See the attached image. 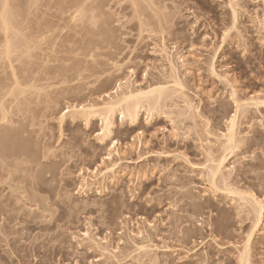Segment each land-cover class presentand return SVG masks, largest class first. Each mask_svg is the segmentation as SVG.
Instances as JSON below:
<instances>
[{"label": "rangeland", "instance_id": "374dc122", "mask_svg": "<svg viewBox=\"0 0 264 264\" xmlns=\"http://www.w3.org/2000/svg\"><path fill=\"white\" fill-rule=\"evenodd\" d=\"M53 2L49 1L52 5ZM19 3L16 9L22 11V15L18 21L24 24L21 28L32 38L22 41L32 42H28L33 45L31 47L39 44L35 47L38 50H32L33 56L38 57L39 53L41 58L49 56L53 40L38 43L40 34L35 33L36 24L41 26L42 22L57 20L52 15L57 11L47 0H19ZM41 3L46 5L41 7ZM157 3L155 8L165 14L167 27L161 38L153 32L152 11L145 6L138 7L140 14L134 15L127 1L109 0L100 18L91 22L84 20L87 24L81 22L82 25L77 22V28H71L74 24L67 21L60 22L62 27L71 25L68 27L71 29L65 26L61 33L56 31L59 35L54 40L58 42L54 49L63 44L61 53L69 52L68 49L75 51L92 39L99 43L98 47L90 48L92 54L109 53L107 65L99 74L76 79L73 84L76 88L72 85L74 90L70 93L63 91L64 85L54 80L36 82L41 92H36L37 96L29 97L31 100L18 108L21 116L12 118L23 124L19 127L14 120L19 130L23 128L24 134L19 133L18 137L23 136L25 147L22 139L17 141L15 133L12 134L17 148L11 142L13 137L7 138V142L0 138V163L5 162L9 140L15 151L22 148L26 157L28 154L27 161L37 162L39 172L45 170V177L39 173L41 178L52 177L49 181H54H44L51 183L48 184L51 191L46 187L50 194L40 193L41 198L46 197L48 205L52 200V210L64 214L38 220L39 226L27 230L28 218L24 221L27 206L17 215L11 212L16 220L5 221V167L0 166V264L238 263V250L251 220L241 200L231 199L225 192L211 188L205 168L209 153L212 157L220 155L219 146L227 133L228 117L235 111L233 97L241 101L264 99V0H157ZM24 10L29 14L24 15ZM2 44L1 40L0 47ZM162 45L175 64L190 110H186L181 98L174 95L151 117L146 118L145 113L140 112L134 126L120 122L115 115L114 128L109 140L104 141L106 144L97 140L99 119L85 124L82 119L72 122L67 116L60 123V115L69 106H99L122 91L169 82V68L161 56ZM78 49L74 54L81 53ZM58 55L62 58L63 54ZM12 60L19 77L26 63ZM5 64V60H0L2 104H5V82L12 80ZM261 105L257 108L243 105L246 108L237 110V146L229 151L222 172L230 183L226 184L246 193L253 192L264 203V105ZM1 118L0 111V135L5 134V120ZM139 131L141 133L137 134ZM107 151L111 153L109 160L106 159ZM113 161L118 163L115 169L118 174H109L99 184L82 187L83 178L91 183L92 172L104 171ZM32 162L29 163L34 164ZM47 171L51 177L46 175ZM29 174L25 175L32 179ZM219 185L222 189V184ZM184 194L196 205V211L185 205L188 200L183 198ZM197 223L201 225L196 226ZM139 231L141 238L135 236ZM86 232L89 240L83 236ZM187 232L188 239H185ZM90 237L97 243L100 241L99 247ZM146 240L147 252L135 250L136 244L143 245L142 241ZM12 241L18 242L14 245L16 250ZM250 246V264H264V217ZM105 247L108 253L115 254L105 256L101 252Z\"/></svg>", "mask_w": 264, "mask_h": 264}, {"label": "bare ground", "instance_id": "6f19581e", "mask_svg": "<svg viewBox=\"0 0 264 264\" xmlns=\"http://www.w3.org/2000/svg\"><path fill=\"white\" fill-rule=\"evenodd\" d=\"M35 1H37V0H35ZM47 1L49 3L50 0H47ZM118 1L119 2L120 1H127L130 4V7L134 10V13H135L134 15H137V16H139L138 14H140V10L138 11V7H144L145 6V7L149 8L152 11L151 13L153 14V17L155 20V30L153 32L161 38L163 36V34L167 31L166 22H165V14L163 15V12L161 10L157 11L158 9L155 8L156 4L158 5L157 0L156 1L154 0L155 2L153 0H118ZM43 3H44V1H43ZM108 3H109V0H54L53 5L49 3L51 8L52 9L54 8L57 11V13L54 12L52 15L58 21L55 20L56 21L55 22L51 16V19L54 22L53 21H50V22L46 21L47 22L46 24L45 23L43 24V22L42 23L40 22L42 24L41 26L39 25L40 27L36 24V28H38V29H36L37 31H35V33H38L37 36L40 34V36H39L40 38L42 37L41 39L40 38L38 39L39 40L38 43H40L41 40L42 41L43 40L45 41L46 39L47 40L49 39L50 41L53 40V42H51L52 43L51 47L49 46L50 49L48 47V49L50 51V55L48 53L49 56L43 55V58H41L42 55L40 56V53H39V56H38L39 58H38L37 55L34 54L36 56V59H34L35 56H33V54L31 52L39 44L34 45V47H31L33 45L29 44V43H32V42H30L31 41L30 39H32V38H29V35H27V33H25L23 28H21L22 26H24V24L22 22L18 21V19L20 20V17L22 15V11L20 12V10L18 8L16 9V5L20 4L19 0H17V1L16 0H0V37H1L0 41L2 40V42H3L2 46L0 47L1 48L0 49V60H5V63L7 62V64H5V65L6 66L8 65L9 68H5V70L10 69L9 71H11V74H12L11 82H9V83L5 82V104H2V102L0 103V111H1V116H2L1 120H5L4 121L5 122V134H3L4 133L3 132L0 135V136H2V137H0L1 140H4V142H7L8 141L7 138H9V139H10V137L14 138V135L16 136V139H17L19 133L20 134L22 133L23 128H21L19 130V127L23 126V124L22 125L18 124L19 122L14 119L15 122L18 125H20L17 128L16 123L14 122V120L12 118L18 116V114H19V116H21L20 115L21 111L18 108L21 105L23 106L27 100L30 101L31 99L29 97H32L33 95L35 96L36 92L37 93L41 92L39 90H42V89L39 88V86H37L38 84L36 82H38V81L40 82L41 80H42V82L44 80H46V81H53L54 80V82H56L58 84L61 83L62 86L64 85L62 87L63 91H66V92L69 91V93H70V90L71 91L74 90L73 84L75 81H77L78 79H82L83 77L89 78L95 74H99L98 72L100 71V69H102L103 67L104 68L106 67V65H107L106 62H107L109 53L92 54V51H91V49H93V47L95 48V47L99 46L98 42L91 41L92 39L91 40L89 39L88 41H91V42L89 43L87 41L86 42L87 45L84 43L85 47L84 46L77 47V49L79 48L78 50H79V52L81 51V53L74 54V52L77 51V49H75V51H72L73 49H70L71 51L68 49L69 52H67L65 50V52H64L65 54H64V53H61V51H60L62 49L60 47H62L63 44H62V46L58 45L59 50L57 49L58 46L56 47V49L58 51H56V49H54V47L56 46V43L58 44V42H55L54 40H56L59 33H61L60 31L65 26L68 28L69 26L74 24V26L72 25L71 28L72 27L77 28V26H75L77 24V22L80 23L79 25H82L81 22L87 24L86 21L83 22L84 20H87V21L90 20V22H91V21L95 20L96 18H100L103 15V8H105ZM24 4L25 3L23 1L22 5H24ZM34 4H36V3H34ZM45 5L41 3V7L45 6ZM17 7H19V5ZM51 8H50V10H48V9L47 10L51 11L52 10ZM28 9H30V8H27V10ZM23 12H24V15H25V13L29 14L26 10H24ZM42 12H44V11H42ZM48 14H51V13H48ZM24 15H23V17H24ZM42 15L44 16V13ZM45 15L47 16V18H49L47 14H45ZM25 19L27 22V19H29V17H27ZM43 20L45 21V19H43ZM63 20L67 21V23L71 24V25L66 24L65 26L63 25V27H62L61 26L62 24L60 22ZM21 23L23 25H20ZM29 23L30 22H28V24ZM32 24H34V23H32ZM28 26L31 27V25H28ZM29 27H26V28H29ZM71 28H68V29H71ZM32 29H33V27H32ZM34 29H35V27H34ZM56 31H58L59 33L56 34ZM28 34H30V32H28ZM30 35H31L30 37L33 36L32 34H30ZM55 35H57V36L55 37ZM60 36H62V35H60ZM37 38H35V39H37ZM22 39L30 40V41H27V43L29 42L28 43L29 45L27 43H25L26 42L25 40H24L25 42L22 41ZM38 40H36V41H38ZM64 40L62 41L63 43L66 42V41L64 42ZM21 41H22V44H21ZM42 41H41V43H42ZM23 42L25 44H23ZM49 42L47 44H50ZM45 43H46V41L43 44H45ZM40 46H41V44H40ZM81 47L82 48L84 47V48L82 49ZM80 48H81V50H80ZM35 49H37V48H35ZM41 50L43 51L44 49H41ZM39 51H40V49H39ZM17 52H19V54L17 56H15V53H17ZM33 52H34V50H33ZM41 53H44V52H41ZM58 54H63L62 58H60V56ZM66 55H68V56H66ZM30 56H33L34 58H32ZM161 56H163L162 58H164V61H166L165 63L169 68V73H170L169 78L171 79V80L170 79L169 80L171 82L170 81L169 82L168 81L167 82L166 81L165 82L164 81L156 82V83H151L150 85L146 86V88H144V89L140 88V89L133 90V91L132 90H125V91L120 92L119 95L108 99L106 102H102L101 105H99V106L96 104H89L87 106H82L80 108H75V107L69 106V107H67L66 112L62 113L60 115V117H59L60 123L63 122L67 116L72 122H74V121L78 122L80 119H82L85 122V124H88L93 119H99L100 129L96 134V136H98L97 140H100L101 144H106V142L104 143V141L109 140L110 135L112 133L111 130L114 128V117H115V115L118 116L120 122L125 121V122H128L131 126H134V125H136V123H138L140 112H144L146 115V118H149L152 116L154 111L165 107V105L167 104L169 99L174 97V95L181 98L182 104L185 105L184 106L185 109L186 108L189 109L191 107V105H189L190 103H188L189 101L186 99L187 97H185L186 94H184V92H183L184 87L182 86V83L180 82V80L177 76V70L175 68V64L171 60V57H169V55L167 54L166 49L164 48V45H162ZM180 58H182V57L180 56ZM12 59H17V61H24L22 63L24 65L26 63V67H24V70L22 69L21 71H19V72H21V74L19 73L21 76L18 74L21 79L17 76V73L15 71L16 69L12 66V63H13ZM31 59H34V61ZM29 60L33 61V62L28 63ZM178 61L179 60H177V62ZM21 68H23V66ZM57 79H58V81H57ZM26 82H27V84H24ZM27 85H28V87H27ZM22 86H25V88H22ZM170 86H172V88ZM74 88H76V87L74 86ZM61 92H62V90H61ZM36 96H37V94H36ZM107 97H109V96H107ZM263 100L262 99L260 100V98H257V99L256 98L255 99L254 98H251V99L248 98V100L246 99L245 101H243V100L241 101V100H237V99L235 100L233 97V102L235 104V111L230 115V117H228L227 127H226L227 133L225 135H223L224 136L223 144H221V146H219L220 148H219L218 153L220 155L217 154V156L212 157L211 154L209 153V156L207 158L208 164H207V167L205 166L206 167L205 168V174L207 175V177L210 181L211 188H214L216 190V192L217 191H221L222 193L225 192L228 195L227 197H230L231 199L232 198H238L239 201L241 200L243 202L242 206L245 208L247 216H249V218L251 220V225H250L249 231L246 233V237H245L244 241H242L243 244L240 247L241 248L240 251L238 250V253H239L237 256L238 258H236V259H238L237 264H250V262H249V248L251 247L250 246L251 240L253 238L254 233L257 232L261 227L262 219L264 217V206H263L264 203L261 202L256 196H254L253 192H252V194L250 193V191H249V193H246L245 190L243 191L241 189V191H240V190H238L239 188L236 187L237 188L236 189L235 186H234V188H233V186H230L229 185L230 183L228 182V179L226 178L227 176H224L225 174L222 172V170L225 168L227 156H229V154H230L229 151H233L234 149H236V146H237V145L235 146V144L237 143V142L235 143V136H236L235 135L236 134L235 133L236 132L235 131L236 130L235 125H236V117H238L237 116L238 111L241 109L240 107L246 108L243 105H246V106L252 105V106H255L257 108L258 106H260L264 102ZM242 102H244V103H242ZM3 105H5L4 106L5 108L3 107ZM263 105H264V103L261 106H263ZM12 127H15V128H12ZM18 131H20V132H18ZM12 133L13 134L15 133V134L13 135ZM140 133L141 132L139 131V133H137V134H140ZM10 134L13 136L8 137V135H10ZM22 134H24V133H22ZM25 136L27 137V135H25ZM25 136H24V138H25ZM22 137L23 136H21V138L18 137L19 139H17V141L20 142L19 140H21ZM138 137H139V135H138ZM16 139L15 138L12 139V140H14V141H11V142H13L12 144L15 145V143H17V141L15 142ZM11 142H10V140L8 142V144H10V145H8L6 143V145H8L9 148L5 147V156H4L5 162L0 163L1 167H3V166L5 167V168L3 167L5 169V191H7V198L5 197V221L10 222L12 220H16V215L18 213H20V211L23 212V210H21V209L29 206L28 210H27V208H24V211L26 209V212H24V215H26L24 221H26V218H28L27 219L28 221L25 222L27 224V226H25V227L27 230H29L30 228H36V226H39V225H37L38 220L42 221L43 219H46L47 217L51 218L57 214L55 212V210L53 211L52 210L53 208H51L52 205L50 203L52 202V200H51V202L49 201L50 203L48 205L47 204L48 200H46L47 198L46 197L43 198V196L41 198V195H40V193H43V192H44V194H45V192L50 194L49 192L51 190L49 189L50 186L48 187V184L50 185L51 183H49V182H52L53 180L49 181V179H51L52 177H51L50 172L47 171V173L49 172V174H46V175H49V177H51V178L47 179L49 181L47 184L46 183L47 180L45 178L44 179L41 178L42 175L39 174V173H41L45 177V175H44L45 170H43L42 172H39V170H37V166H38L37 162L35 163L32 161H29V159H28L29 162H32L35 165L30 164L25 159L28 157V154L26 157L25 153L22 152V150H23L22 148H21V150L19 149V150L15 151L17 147H16V145L15 146L13 145L16 148L15 149H14V147L12 148ZM26 142H28V141L26 140ZM23 143H24V141L22 139V145H23ZM18 144H20V143H18ZM27 144L28 143H26V145ZM24 145H23V147H25ZM10 146H11V148H10ZM105 146L106 145H104V147ZM234 146H235V148H234ZM110 147L114 148V145H110ZM110 147H109V149H110ZM11 149L12 150L14 149V151H12ZM113 152H115V151H113ZM113 152H112V154H113ZM231 153H233V152H231ZM110 154H111L110 151H107V155H106L107 157L105 156L107 160L110 159ZM117 155H119V154L117 153ZM117 166H118V163L115 164V162L113 161V163L111 165H109L108 167H106L104 171H100L97 169L94 170L92 172L93 175L92 176L90 175V177H89L92 180V182L87 183L86 180L88 181V179L83 178L82 179L83 183L81 182L82 187H84V186L87 187L88 184L89 185L90 184L91 185L99 184V183H101L99 181H105V179L107 178V176L109 174H112V175H114L115 173L118 174L116 172L117 170H115ZM4 169H3V171H4ZM38 169H39V167H38ZM92 173H90V174H92ZM25 174L31 175L32 179H30L29 176L25 175ZM26 176H28V179H30V180H28L26 178ZM46 178H48V176H46ZM111 178H112V176H111ZM45 180H46V182H44ZM227 182L229 184H226ZM217 184L218 185L222 184V189H220L219 188L220 185L218 186ZM46 187H48V189L50 191H47L48 189H46ZM182 196H183V198H185V200L186 199L188 200L187 203L185 202V205L188 206L190 209H193L194 211H196L194 208H197V207L194 203H192L188 199V195L184 194ZM6 203H8L9 205H7ZM19 203H21V206L18 207L17 205ZM15 206H17V207H15ZM29 208H31V209H29ZM12 210H14V211H12ZM11 212H13V215H14V213H16V215L13 216L11 214ZM63 215H64L63 213L57 214L58 217H60V216L63 217ZM67 215H68V213H67ZM20 221H21V223H23L22 220H20ZM200 225L201 224L197 223L196 226H200ZM49 230H51V229H49ZM190 233H191V231H190ZM187 234H188V232L186 233L185 236H187ZM141 235H142V233H140V231H139V233H137V235H135V236H137V238L138 237L141 238L140 237ZM83 236L85 237V239L87 238L89 240L90 235L88 234V232L84 233ZM131 236H132V233H131ZM186 238L188 239V236L185 237V239ZM91 240L94 244L98 245V247H99L100 241L97 243L95 240H93L90 237V241ZM142 242H144L143 245L136 244L137 248L135 247V250H137V251L142 250L140 252L147 250L146 249L147 244H145V243H147V240H146V242L145 241H142ZM5 243L8 244L10 242L5 240ZM16 243H18V242L12 241V243H11V245L13 246L14 249H15L14 245ZM134 244H133V246H135ZM11 248L12 247H10V249ZM106 248L107 247L102 248V251H101V252H103V254L105 256H107L108 254H110V255L111 254L113 255V253L115 254V252L108 253V250ZM148 248H150V244L148 245ZM151 257H153V256H151ZM7 262H9V261L7 260ZM10 264H12V263L10 262Z\"/></svg>", "mask_w": 264, "mask_h": 264}]
</instances>
